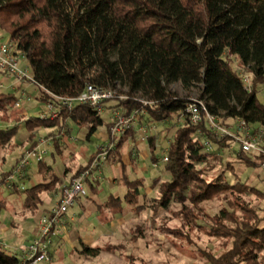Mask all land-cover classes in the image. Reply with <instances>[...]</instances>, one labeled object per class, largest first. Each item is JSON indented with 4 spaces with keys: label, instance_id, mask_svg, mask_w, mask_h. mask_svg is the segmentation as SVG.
I'll list each match as a JSON object with an SVG mask.
<instances>
[{
    "label": "trees",
    "instance_id": "16d2710c",
    "mask_svg": "<svg viewBox=\"0 0 264 264\" xmlns=\"http://www.w3.org/2000/svg\"><path fill=\"white\" fill-rule=\"evenodd\" d=\"M0 31L24 55L38 100L44 104L50 94L76 97L87 85L118 94L121 88L125 99H114L113 108L123 116L143 109L146 115L139 120L162 124L174 115L183 116L192 101L170 91L171 85L178 84L187 93L198 89L196 101L203 102L207 113L222 123L240 119L264 131V105L256 97L257 87L264 81V0H0ZM241 72L249 74L250 91ZM15 100L13 94L0 91V115L18 111L13 107ZM141 100L151 104L143 105ZM18 116L15 125L0 127V150L10 146L21 123L27 140L32 141L28 150L37 147L33 140L39 130L56 128L62 133L67 121L85 128L87 139L98 128L108 130L111 125L88 105L63 110L54 119ZM132 135L130 130L119 138L107 160ZM231 140H217L204 120L191 125L184 118L169 142L167 160L162 162L169 179L153 180L159 196L149 201L148 208L155 217L175 205L177 209L171 213L180 223V232L199 230L209 238L230 241V248L217 258L209 257V264H264V212L258 215L243 199L253 195L264 200V194L238 180L230 183L224 170L207 174L217 156L204 143L219 150L227 148ZM149 152L150 160L157 164L150 138ZM235 156L238 163L253 168H259L262 161L261 155L240 150ZM91 162L92 158L73 177ZM37 166L42 182L22 190L24 210L36 211L43 204L41 194L56 190L66 176L57 175L43 160ZM225 166L231 170L229 163ZM119 168L123 197L109 195L101 206L111 214L120 213L123 203L134 211L142 210L144 180L130 179L121 160ZM12 170L2 175L0 185ZM95 190L91 186V193ZM216 199L226 206L214 216L207 215L202 205ZM5 209L6 201L1 199L0 215ZM199 221L207 225H199ZM172 232L181 234L178 229ZM79 241L77 252L85 258H96L108 250ZM0 264L24 263L0 246Z\"/></svg>",
    "mask_w": 264,
    "mask_h": 264
},
{
    "label": "rangeland",
    "instance_id": "374dc122",
    "mask_svg": "<svg viewBox=\"0 0 264 264\" xmlns=\"http://www.w3.org/2000/svg\"><path fill=\"white\" fill-rule=\"evenodd\" d=\"M1 34L7 39L5 33L1 32ZM20 66L24 68L25 63L21 62ZM233 67L238 71L240 70L236 62H234ZM241 74L249 75L245 72H241ZM30 75L31 71L28 69V76ZM2 79L3 77L0 74V82L3 81ZM11 84H13L11 81L4 80L3 89L0 91L6 93L8 86ZM169 89L180 98L189 97L190 100H197L199 96L198 89L187 93L178 84L171 85ZM21 91H25L30 100L22 103L21 107L23 109H17L19 112L8 111L6 115H0V127L15 125L18 122L16 119H20L18 118L19 113L22 115L25 112L24 118H27L38 115L39 110L43 108L42 103L36 99L38 96L36 91L38 92V90L33 84L27 85L26 89L22 86L18 89L17 94ZM118 91L120 95L124 96L125 89L120 88ZM256 97L264 105V81L257 87ZM106 104L114 105L115 101L111 100ZM109 110L116 109L103 106L101 116L106 123H108ZM183 122L184 117L182 115H174L166 122L165 128H162L161 124L148 123L143 120V127L139 132L141 136L134 130L135 127L132 129V137L124 143L119 153L108 161L106 160L99 169L97 173L98 180H96L100 181L97 186L98 194L94 195L87 192L86 198H82L75 215H72V212L68 213L66 225L62 228L61 233L56 237L51 247L50 262L48 264H209V257L217 258L230 248V241L209 238L199 230L187 232L181 229L180 232V223L171 213V211L177 209L175 205H172L169 211H160L155 217H152V212L148 208L149 201L159 196L158 184L153 183V180L157 178L160 182L166 181L169 176L163 171L162 162L159 163V167L156 163L152 164L153 162L149 158H147V161L142 162V153L145 152L148 155L149 138L154 141L156 157L159 156V152H166L174 132ZM232 123L233 120H227L224 125L232 131ZM71 127H67L62 131L60 135L62 137L57 134L56 129H44L37 133L34 138V141L43 140L46 142L45 146H43V143L40 146L47 152L43 159L44 163L52 166L56 173H61L62 176L66 175L62 178V185L58 186L57 190L42 193V199L45 198L46 203L52 201L53 205L56 203L53 197L54 194L59 193L58 195H60L64 187H67L71 182L77 169L85 166L89 159L92 158L93 160L101 148L107 147L110 142L109 129L107 130L105 126L98 128L97 132L89 139L85 137V128H78L73 125ZM51 132L55 133L47 134ZM137 135L139 140L143 137L139 145L135 141ZM27 137L28 134L21 123L16 136L11 140L10 146L0 150V180L3 178L2 175L11 171V169L14 170H12L13 172L9 178L15 175L17 162L23 151L28 150L32 144V141H28ZM56 144L58 149H56ZM211 146L209 151L217 156V160L211 162L213 169L207 172L208 176L218 174L224 170L230 183L238 180L264 194V174L258 168L241 165L236 161L235 155L239 150V146L233 140L227 148L218 150L213 145ZM119 160L125 166L126 174L130 179L142 178L144 180V188L141 191L140 198V204L143 207L140 211H134L123 203L120 213L111 214L101 206L106 201L107 194L118 195L119 193V197L122 198L123 195L121 194L125 192V188L119 182ZM226 163L232 166L231 170H225ZM152 165L154 168H152ZM142 166L148 171H142ZM65 169L68 170L64 173ZM36 170L37 163L32 161L31 166L23 172L22 177H14L12 183L8 179V182L6 181L3 185H0V200L5 199L6 201V209L2 212L3 216L1 217L2 223L6 219L9 220V224L6 225L9 239L8 242L2 239V243L6 242L4 250L7 253L14 254L13 251H18L20 257L21 251L37 235L39 218L45 214L46 210L44 204L40 205L36 211L24 210L21 207L24 198L22 190L42 182V177H35L36 175L39 176L38 173L35 174ZM32 177L33 181H30L29 179ZM106 178H108V184H106ZM96 181L93 180V183ZM101 184L102 188L100 189ZM20 187L23 189H16ZM46 195L47 197H45ZM117 195L113 196L116 197ZM243 199L258 215H262L264 200L253 195H246ZM224 206L226 205L221 199L202 205L205 213L210 216L217 214ZM198 224L207 225L202 221H199ZM175 229H178L181 234L174 235L172 231H176ZM79 240L89 247H101L108 250L102 252L96 258H85L77 252L80 248ZM56 247H58L56 251L59 252V255L55 254L56 251L53 252Z\"/></svg>",
    "mask_w": 264,
    "mask_h": 264
},
{
    "label": "built area",
    "instance_id": "2783aa9c",
    "mask_svg": "<svg viewBox=\"0 0 264 264\" xmlns=\"http://www.w3.org/2000/svg\"><path fill=\"white\" fill-rule=\"evenodd\" d=\"M24 61L25 57L17 50L16 45L8 39L0 37V74L3 77V81L14 82L8 86L7 91L16 98L13 105L15 109L21 108L23 102L30 100L25 91L17 94L19 88L15 85L24 83L25 81L32 83L31 76H28V67L22 68L20 66V63ZM3 81L0 82V90L3 89ZM242 81L245 88L250 91V77L244 74ZM49 96V100L44 104V111L39 115L42 119H54L61 111L71 110L76 105H88L102 113L103 102L114 99H125L123 95H119L116 91L92 85H87L76 97L55 96L51 94ZM140 102L143 105L151 104L143 100ZM145 115L146 112L143 109L126 116L121 115L118 111L112 113L111 125L109 127L110 142L107 147L101 148L89 166L72 178L69 185L64 187L61 192L57 203L39 218L37 235L21 251L20 258L22 263L48 264L50 262L51 247L56 237L61 233L62 228L66 225L68 213L75 206L77 199L87 196L86 184L89 181L98 180L97 173L104 162H106L108 154L116 147L117 140L138 125L139 116ZM183 116L191 125H199L204 120L208 129L217 140L225 137L231 138L239 146V150L242 153L251 156L261 155L262 161L258 169L264 173V131L261 128H253L245 121L239 119L235 121L236 124L232 128V131H230L218 118L207 113L203 102L196 100H192L186 105ZM204 146L207 151L212 147L209 142H205ZM46 154V150L39 146L33 150L23 151L16 166L15 175L9 178L11 183L14 177L20 178L23 176V172L31 166L32 161L36 163L40 162ZM166 160V152H164L161 161L165 162Z\"/></svg>",
    "mask_w": 264,
    "mask_h": 264
},
{
    "label": "crops",
    "instance_id": "0c3cea01",
    "mask_svg": "<svg viewBox=\"0 0 264 264\" xmlns=\"http://www.w3.org/2000/svg\"><path fill=\"white\" fill-rule=\"evenodd\" d=\"M0 37L1 38H4V36L1 34V31H0ZM24 63H25V67L27 66V63L24 61ZM21 64V63H20ZM3 80V79H2ZM12 83H14L13 81H11ZM27 85H29V83H22V84H19V85H17V88H21L22 86H23V88H27ZM24 90V89H23ZM38 90V89H37ZM38 93V95H39V92H37L36 91V94ZM36 99L38 100V96L36 97ZM39 101V100H38ZM40 102V101H39ZM42 103V105H43V108L42 109H40L39 110V114L38 115H36L37 117H39V115L44 111V103L43 102H41ZM105 107H107V108H110V107H113L114 105H107V104H105L104 105ZM21 109H23V107H21ZM114 112H117V110H109L108 111V123H110L111 122V118H112V113H114ZM25 112H23V117L25 116ZM143 120L145 121L146 119L145 118H143L142 120H139V122H138V125L135 127V129L134 130H136V132H138V134H139V132H141V128L143 127L142 126V124H143ZM165 124H166V122L165 123H162L161 124V126H162V128H165ZM236 124V122L235 121H233V123H232V127H234V125ZM71 125H73L74 127L76 126L75 124H73L72 122H70V121H67L66 122V128L67 127H69V128H72L71 127ZM254 128V127H253ZM54 130L56 129V128H53ZM42 130H44V129H41V130H39L37 133H39V132H41ZM36 133V134H37ZM53 133H55V132H51V133H47V134H53ZM36 134H35V136H36ZM57 134L60 136L61 135V133H58L57 132ZM45 135V134H44ZM44 135H42V136H44ZM138 136V135H137ZM135 137V141H136V144L137 145H139L140 143V141H142V138H140V140H139V136H141V134H139V136L138 137ZM60 137H62V136H60ZM41 138V137H40ZM42 139V138H41ZM55 139V138H54ZM34 141V140H33ZM34 142H37V141H34ZM47 142H49V140H47ZM38 144H37V146H41V143H43L44 145L43 146H45V141H43V140H39V142H37ZM50 146V145H49ZM148 150V155L145 153V152H143L142 154H143V157L141 156V154H140V156H141V160H142V162H145V161H147V158H149L150 159V152H149V144H148V148H147ZM165 150V149H164ZM164 152L165 151H162V153H160L159 152V156H158V160H159V162L156 164L158 167H159V163L160 162H162L161 160H162V157H163V155H164ZM137 155H139V154H137ZM108 161V160H107ZM151 161V160H150ZM152 162V161H151ZM118 164H119V161H118ZM153 164V163H152ZM106 165V164H105ZM152 168H154L153 167V165H152ZM157 169V168H156ZM141 170L142 171H148L144 166H142L141 167ZM66 172V171H65ZM151 172H153V171H151ZM29 173V172H28ZM36 173H38V166H37V170H36V172H35V174ZM56 173V172H55ZM155 173H156V171H155ZM30 175H32V173H29ZM57 175H60L61 176V173L60 174H58V173H56ZM35 177H41V175L39 174V176L38 175H36ZM66 177V176H65ZM33 179V177L31 178V179H29L30 181H33L32 180ZM107 179V183L106 184H108V178H106ZM63 180V179H62ZM25 181H27V180H25ZM100 183V181H96L95 183H93V181L92 182H88L87 184H86V189H87V192H90L91 193V191H90V189H91V186L92 187H95L96 188V190H95V193H92V194H94V195H97L98 194V188H97V186L99 185V183ZM104 183H105V181H104ZM115 183V182H114ZM113 186H114V184L113 183H111ZM122 186V185H121ZM58 188V187H57ZM57 188H56V190H57ZM102 188V184H101V187H100V189ZM99 189V190H100ZM57 192V191H56ZM47 193V192H46ZM117 193V192H116ZM59 193H56V194H54V200H56V203H57V201H58V199H59V197H60V195H58ZM110 194V193H109ZM109 194H107V198L109 197ZM121 194V193H120ZM124 194V192H122V194L121 195H123ZM110 195H117V194H110ZM118 197L120 196L119 195V193H118V195H117ZM116 196V197H117ZM45 197H47V195L45 196ZM40 198H41V200H42V202H43V204L45 205V208H46V210H45V212L44 213H46V212H48L56 203H54V205H53V203H52V201H50V202H48V203H46L44 200H45V198L44 199H42V194H41V196H40ZM56 198V199H55ZM107 198H106V200H107ZM81 200L82 199H78V201L76 202V205L70 210V212H72V215H75V213H76V210L78 209V206H79V204H80V202H81ZM105 202V201H104ZM103 202V203H104ZM42 204V205H43ZM88 209V208H87ZM69 212V213H70ZM3 215H2V213H1V215H0V246H2L3 248H4V244L6 243V242H8V234H7V231H8V229H7V227H6V225L7 224H9V220L8 219H6V221H4L3 223H2V219H1V217H2ZM72 220V219H71ZM6 222V223H5ZM7 240L5 243H2V241L3 240ZM84 243V242H83ZM85 244V243H84ZM25 245V244H24ZM59 247V246H58ZM58 247H56V248H54L53 249V252L54 251H56V249L58 248ZM6 249V248H5ZM8 249V248H7ZM10 250V249H9ZM10 251H12V250H10ZM14 252V254H17L18 255V251H13ZM20 252V251H19ZM59 252L58 251H56L55 252V254H57V255H59L58 254ZM19 256V255H18Z\"/></svg>",
    "mask_w": 264,
    "mask_h": 264
}]
</instances>
